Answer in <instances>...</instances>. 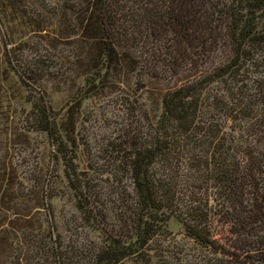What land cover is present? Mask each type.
<instances>
[{
	"label": "trees",
	"instance_id": "1",
	"mask_svg": "<svg viewBox=\"0 0 264 264\" xmlns=\"http://www.w3.org/2000/svg\"><path fill=\"white\" fill-rule=\"evenodd\" d=\"M122 85L111 198L79 122ZM172 219L199 264H264V0H0V264H183Z\"/></svg>",
	"mask_w": 264,
	"mask_h": 264
},
{
	"label": "rangeland",
	"instance_id": "2",
	"mask_svg": "<svg viewBox=\"0 0 264 264\" xmlns=\"http://www.w3.org/2000/svg\"><path fill=\"white\" fill-rule=\"evenodd\" d=\"M53 88L56 89L55 87ZM134 89L135 86L133 85L116 86L111 92L87 99L84 102L83 113L80 116L79 127L83 131L82 133L87 141L86 149L91 150L90 163L92 162L97 167L94 172L89 171L87 175L94 178L97 188H100L111 198H113V193L116 191L115 186H120V183L118 180L116 182V179L107 173L100 174L104 169L108 170L109 164L108 162L106 163L99 149L116 137L120 127L130 118L136 100L139 98V95H143L142 90L135 93ZM54 97H56L58 105L64 102L61 93H54ZM32 138L34 140L33 146L22 152V154L29 165L37 167L40 165L39 160L44 158V155H47V149L43 138L40 136ZM87 156L88 154L84 155L86 158ZM44 159L46 160V158ZM87 165L88 160L85 159L84 167ZM122 184H127V180L123 179ZM56 209L58 210L59 217L66 216V218L71 220L76 215L69 198L57 201ZM169 229L172 233V239L169 240L171 244L165 246L169 250V252H165L167 253V258L177 255V251H179L181 255L187 253V257L183 255L185 257L182 260L183 264H199L198 259L201 256V252L193 249L190 242L182 235L181 226L172 219L169 222ZM121 264H130V262L125 260Z\"/></svg>",
	"mask_w": 264,
	"mask_h": 264
}]
</instances>
